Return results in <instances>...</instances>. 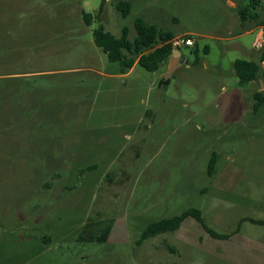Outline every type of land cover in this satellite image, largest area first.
Wrapping results in <instances>:
<instances>
[{
    "label": "rangeland",
    "instance_id": "obj_1",
    "mask_svg": "<svg viewBox=\"0 0 264 264\" xmlns=\"http://www.w3.org/2000/svg\"><path fill=\"white\" fill-rule=\"evenodd\" d=\"M117 1L0 0V264H264V74L234 67L254 35L227 0ZM138 18L191 35L186 63L121 76L93 31ZM190 208L224 237L187 217L138 243Z\"/></svg>",
    "mask_w": 264,
    "mask_h": 264
},
{
    "label": "trees",
    "instance_id": "obj_2",
    "mask_svg": "<svg viewBox=\"0 0 264 264\" xmlns=\"http://www.w3.org/2000/svg\"><path fill=\"white\" fill-rule=\"evenodd\" d=\"M261 5V0H249L247 5L239 4L238 16L243 26L248 24L264 26V11L260 10ZM116 6L123 11V15H127L130 10V4L123 0H118ZM83 16L86 23H90L92 16L86 13ZM136 29L138 35L133 41L128 38L127 28H123L121 36H116L100 26L93 31V37L96 45L103 49L109 60L120 64L122 73L132 68L136 62L149 71L158 70L164 62L172 57L174 50L170 45L159 46V44L174 35L158 29L153 24L146 23L141 18L136 20ZM194 51H196V48ZM204 51L207 52L208 48L205 47ZM262 63H264V44L259 50L257 60L236 59L234 67L239 84L243 85L251 81H258L261 77V71L264 74ZM254 98L256 100V108L264 104L262 91L255 92ZM216 158L217 154L213 153L208 166L210 174L215 170ZM187 217L195 218L214 237H224V235L217 234L206 224L201 210L190 208L179 215L164 217L148 224L142 231L138 243L162 233L178 230ZM258 222L264 223L263 221ZM110 232L111 227L109 226L101 233L98 239L105 241L109 237Z\"/></svg>",
    "mask_w": 264,
    "mask_h": 264
},
{
    "label": "crops",
    "instance_id": "obj_3",
    "mask_svg": "<svg viewBox=\"0 0 264 264\" xmlns=\"http://www.w3.org/2000/svg\"><path fill=\"white\" fill-rule=\"evenodd\" d=\"M227 1H228L229 5L232 8H236L237 13H238V7H239V4H240L238 2V0H227ZM261 3H262V0H261ZM260 10L264 11L262 6H261ZM243 28L245 29V31H244V33L242 35H245V34H253L254 35V39H253V42H252V47L259 51L262 48L263 44H264V26L248 24L246 26H243ZM257 40L259 41V44H260L259 47H255V43H256ZM137 65H138V63L136 62L133 65V67L130 68L128 71H126L124 73H121V76H127L130 72H132L135 69V67ZM262 68L264 70V63H262Z\"/></svg>",
    "mask_w": 264,
    "mask_h": 264
},
{
    "label": "built area",
    "instance_id": "obj_4",
    "mask_svg": "<svg viewBox=\"0 0 264 264\" xmlns=\"http://www.w3.org/2000/svg\"><path fill=\"white\" fill-rule=\"evenodd\" d=\"M196 40L187 34L183 35H175L172 38L164 41L162 45H170L172 48H181V47H194ZM159 44V46H162ZM259 41L257 40L255 43V47H259Z\"/></svg>",
    "mask_w": 264,
    "mask_h": 264
},
{
    "label": "water",
    "instance_id": "obj_5",
    "mask_svg": "<svg viewBox=\"0 0 264 264\" xmlns=\"http://www.w3.org/2000/svg\"><path fill=\"white\" fill-rule=\"evenodd\" d=\"M184 63H186L185 57L181 54L179 49H174L172 53L171 72H173L177 67H179L181 64H184Z\"/></svg>",
    "mask_w": 264,
    "mask_h": 264
}]
</instances>
